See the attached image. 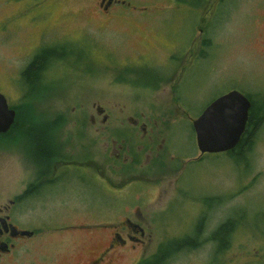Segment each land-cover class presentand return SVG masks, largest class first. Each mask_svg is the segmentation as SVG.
Segmentation results:
<instances>
[{"label":"rangeland","instance_id":"1","mask_svg":"<svg viewBox=\"0 0 264 264\" xmlns=\"http://www.w3.org/2000/svg\"><path fill=\"white\" fill-rule=\"evenodd\" d=\"M123 1L110 17L97 11L96 0H0V93L10 108L21 106V119H27L22 134L0 139L1 209L23 191L27 157L39 144L36 138L46 135L49 120L61 117L62 127L72 132L74 123L93 118L99 175L117 187L120 175L108 174L102 164L109 157L108 134L118 129L141 138L128 118L146 124L148 133L153 123L166 126L159 141L165 169L157 178L149 174L146 181L117 189L98 177L96 189L70 185L10 207L17 227L35 234L14 240L0 264H83L106 244L110 231L104 224L137 212L150 240L147 254L190 236L205 217L198 244L165 264H264V223L257 219L264 214V119L246 165L226 153L198 159L192 129L201 111L229 91L264 104V0ZM203 39L209 44L200 55ZM56 44L78 49L85 64L60 69L57 63L58 73L46 81L50 89L28 90L25 100L23 71L39 50ZM177 55L178 63L167 60ZM146 69L166 81L145 88L150 81L138 71ZM96 107L107 117L105 124ZM90 126L85 125L88 137ZM155 184L160 187L151 194ZM227 219L238 226L220 255L211 237ZM138 257L124 251L112 264H134Z\"/></svg>","mask_w":264,"mask_h":264},{"label":"flooded vegetation","instance_id":"2","mask_svg":"<svg viewBox=\"0 0 264 264\" xmlns=\"http://www.w3.org/2000/svg\"><path fill=\"white\" fill-rule=\"evenodd\" d=\"M115 4L123 6L124 1L112 0L111 3H108V0H96L97 11L102 15H109L110 17L119 12L113 9ZM35 56L36 55H34L31 60ZM167 60H171L173 63L174 61L175 63H178L181 59L177 55L171 58L168 57ZM57 63L60 69L61 67H64L60 61H53L50 63V65H52L51 70L50 68L46 69V72L50 70L47 73L48 77L46 76L47 81H50V77H53L54 72L58 73L59 70L57 69L59 67ZM149 81L154 84L149 82L150 84L145 88H156L155 83L158 81ZM99 111L100 110H97L96 107L97 114H100ZM101 116L103 120L105 115L101 114ZM51 123L53 124L46 126V146L41 159H36L33 154L28 155L27 157V166L29 169L27 170L25 187L19 195L24 194V192H29L28 196H26L25 199L23 198L22 200H19V195H17L14 200L8 202L9 207L3 206V209L0 208V243H6L8 246L6 251H0V258L11 252L14 247V240L26 237L20 235L15 237L10 236L11 225L18 231H22L24 229H19L13 219H11V215L8 213L9 208L17 206L26 199H30L29 197H32V195L39 194L41 192H53L59 188L70 185H75L78 188L79 186H85L87 188L88 185H92V187L96 189L97 185L93 186V182L94 179L97 180L98 177L109 186L120 189L123 188L125 184L133 180L146 181L149 174L156 177L157 173H160L165 169L159 159V153L162 148L160 144L163 143V140L160 137V131L166 127L163 124L153 123V127L150 128L148 133L146 124L139 122L138 119L128 118V124L132 127H137L140 130L141 138L137 139L135 134L132 136V131L131 133H128L127 131H121L118 129H116V133L108 134L110 137V143H105L104 152H108V156L111 160L108 157L102 164L105 167V170L108 171V174L120 175L118 179L120 185L122 186L117 187L109 184L108 180L103 177V175H99L97 160L98 129L95 127L96 122L93 118H91L88 123H83L81 126L74 123L73 127L76 128L73 130L76 131L72 132L65 131V128L62 127L63 123L61 122ZM101 124H105V122L101 121ZM85 125H91L89 127V137L87 136V129L85 128ZM146 134L148 135L145 136ZM130 140L132 143L128 144ZM109 144L110 152L108 150ZM201 156L203 155L200 154L198 159H200ZM146 164H151L152 166L143 172L141 167ZM88 178L90 181H88ZM159 187L160 186L155 184L151 194L155 191L157 192V188ZM137 209L138 208L135 207L134 210ZM135 215V218H129L127 216L122 219L120 218L121 220L118 223L112 221L104 224L108 229L107 231H110L106 244L103 248L101 247L102 249L100 248L101 250H99L96 256L83 264H112L115 258L124 251L138 252L139 257L134 264H152L157 262L160 254V245L156 247L153 252L147 254L149 253V250L145 248V243L150 241L148 238L149 236L146 234L142 226L143 218H141L140 213L137 212ZM204 218L205 217L203 216L201 219V226L205 224ZM1 219H4L5 221H1ZM33 234H35V232H33Z\"/></svg>","mask_w":264,"mask_h":264},{"label":"trees","instance_id":"3","mask_svg":"<svg viewBox=\"0 0 264 264\" xmlns=\"http://www.w3.org/2000/svg\"><path fill=\"white\" fill-rule=\"evenodd\" d=\"M209 41L208 40H202V43L199 48V54L202 55V48L208 46ZM68 47V48H67ZM79 50L70 46V45H52L50 47H44L43 49L39 50L35 55V57L30 61L28 66L25 68V70L22 73V78H23V83H25L26 86H24V90L26 88L25 92V100L27 96V91H35L37 89H44L46 90L47 88L50 89V84L47 83L46 79V69L52 68L50 63L53 61L58 62L60 61L64 67L66 66H78L83 64L84 62L81 61L82 57L80 58ZM74 59V60H79L80 64H71L69 60ZM85 64V63H84ZM88 66V65H87ZM125 70V69H124ZM50 71V70H49ZM48 71V72H49ZM137 70L132 69V73H134ZM129 72V71H128ZM139 73H142L143 77L145 80H153L155 81H161L164 82L166 79H164L162 76L158 77L157 74L153 73L150 70H141L138 71ZM124 73V72H123ZM128 74V73H126ZM150 83H144L143 86L147 87ZM251 102V107L249 109V118L247 120L246 126H245V131L242 134L238 144L230 151L225 152L226 155H230L229 157L233 158L234 160L237 158V162L244 163L246 165L248 160H246L245 156L248 155L247 153L251 150L252 144H253V138L255 135V132L259 129V127L262 124V120L264 119V104L260 105L258 107L253 103V101L248 98ZM26 104H24V107ZM21 106L14 108L16 111V119L15 123L13 124L12 128L8 131L7 134L0 135V139H13L14 135H20L23 133V128L22 124L24 121L21 119ZM60 123L63 122V119L61 117H57L56 119L50 121L46 126H49L53 123ZM30 131H33L30 129ZM133 136V135H132ZM36 140L39 142L37 144V148L34 149L33 155L35 156L36 159H41L44 153V149L46 146V135H43V138H40L38 136ZM220 154V153H219ZM205 155V154H203ZM240 165V164H239ZM130 181V180H129ZM29 192H24V194L19 195L18 199L22 200L23 198L25 199L26 196H28ZM218 201V198H216ZM257 217V215H256ZM203 218V216H202ZM201 218V219H202ZM244 217H240V219H243ZM201 219H199V223L194 231L193 234L190 236H184L181 239H177L176 241H166L164 243H161L159 246L160 248V254H159V259L157 262H154L152 264H165L175 253L177 252H182L183 250L191 249L194 246L198 244L197 242V235L199 234V224H201ZM259 222L264 223V214H262V217H257ZM236 221V220H234ZM232 219H227L224 223L219 225L215 232L213 233L211 240L217 241L218 242V253L220 255L224 252L229 247L228 243V237L230 235L231 230L233 227L238 226V222H234Z\"/></svg>","mask_w":264,"mask_h":264},{"label":"water","instance_id":"4","mask_svg":"<svg viewBox=\"0 0 264 264\" xmlns=\"http://www.w3.org/2000/svg\"><path fill=\"white\" fill-rule=\"evenodd\" d=\"M112 0H108L111 3ZM251 107L250 100L242 93L232 90L213 100L192 121L197 150L203 154H218L232 150L239 142L245 131L248 113ZM99 113L103 110L99 107ZM16 112L7 104L5 97L0 93V134H6L15 121ZM107 119L103 117V122ZM1 221H5L1 219ZM11 237L17 235L30 237L32 231H18L10 226ZM8 249L6 243H0V251Z\"/></svg>","mask_w":264,"mask_h":264}]
</instances>
